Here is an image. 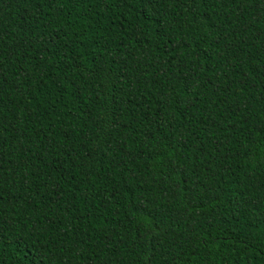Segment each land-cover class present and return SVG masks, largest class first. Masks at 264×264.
<instances>
[{"label": "trees", "instance_id": "1", "mask_svg": "<svg viewBox=\"0 0 264 264\" xmlns=\"http://www.w3.org/2000/svg\"><path fill=\"white\" fill-rule=\"evenodd\" d=\"M0 264H264V0H0Z\"/></svg>", "mask_w": 264, "mask_h": 264}]
</instances>
